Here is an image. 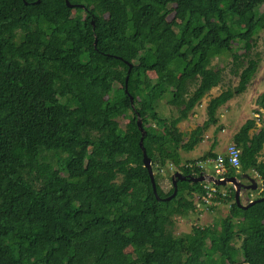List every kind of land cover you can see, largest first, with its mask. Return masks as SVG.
Segmentation results:
<instances>
[{
  "label": "trees",
  "instance_id": "trees-1",
  "mask_svg": "<svg viewBox=\"0 0 264 264\" xmlns=\"http://www.w3.org/2000/svg\"><path fill=\"white\" fill-rule=\"evenodd\" d=\"M68 2L0 0V264H264V121L251 133L257 125L247 119L232 138L240 170L227 176L251 171L261 181L249 200L260 201L247 209L231 188L214 199L230 203L225 217L176 236L175 218L195 211L202 184L178 180L169 201L173 185L163 192L158 184L168 163L196 177L198 164L217 157L215 138L196 160L183 162L180 151L194 150L218 124V109L252 81L264 0ZM224 55L237 85L212 97L205 122L176 139L178 124L221 83L211 63ZM162 101L176 115L162 117Z\"/></svg>",
  "mask_w": 264,
  "mask_h": 264
},
{
  "label": "rangeland",
  "instance_id": "rangeland-1",
  "mask_svg": "<svg viewBox=\"0 0 264 264\" xmlns=\"http://www.w3.org/2000/svg\"><path fill=\"white\" fill-rule=\"evenodd\" d=\"M133 50L130 49L127 54V59H130ZM249 56L256 60H259V67L255 73L252 81L247 86L246 91L240 95L234 96L233 99L228 101L222 107H220L216 113L218 118V124L216 126L209 127L204 133L203 140L200 145L195 147L191 152L180 151V157L184 161L187 160H196L201 155L209 150L205 149L206 144L213 141L215 138L218 143V148L220 152H225L228 145L232 142V136L238 131L241 124L244 123L247 119H254L256 122V128L251 131V133H256L264 121V109L260 108L258 105V100L261 93L264 92V46L262 45L261 39L258 40L256 47L252 49ZM211 67L213 69H222V81L221 83L213 88L208 94L204 96L200 104L194 108L193 112L190 113L186 120H183L178 124V131L176 134V139L186 140L189 133H191L197 126L202 125L207 119L205 114V107L208 101L217 96L223 90L227 88H233L238 83V78L234 76L230 69L232 68V57L230 55H224L220 58H216L212 61ZM150 78H153L154 74L152 72L148 73ZM123 75L121 76V78ZM193 88H191V91ZM157 112L160 113L162 117H170L176 115V109L167 105L162 101L158 108ZM115 123L119 126L120 129L124 130L126 121L124 119H117ZM207 148V147H206ZM260 161H264V147L259 156ZM205 173L209 175H214L213 166L210 163L203 164ZM177 171V168L169 164L159 171L158 184L163 192H168L172 187V184L169 180V177L172 176ZM154 172V171H153ZM155 174V172H154ZM249 176L256 180L257 189L255 191H242L240 195V202L246 204L250 199H254L259 196L261 192V181L251 171H247ZM224 192L230 194L231 187L229 185L220 187ZM230 203H226L222 200L217 201L213 205L214 209L207 210L205 207L201 206L202 210L196 209L193 212H188L183 217H176L173 234L176 236L183 235L188 237L191 234L193 226L199 227H208L216 223L219 219L225 217L229 211ZM240 241L238 240L231 246L238 247ZM125 253L132 258L136 255L131 248H128ZM238 259L241 260V255L238 256Z\"/></svg>",
  "mask_w": 264,
  "mask_h": 264
},
{
  "label": "water",
  "instance_id": "water-1",
  "mask_svg": "<svg viewBox=\"0 0 264 264\" xmlns=\"http://www.w3.org/2000/svg\"><path fill=\"white\" fill-rule=\"evenodd\" d=\"M38 2H39V0H37V3ZM65 3L68 7H71L68 0H65ZM129 67H131V65H129ZM127 79H128V77L125 78V82H127ZM130 104H131V106L133 104V99L131 97H130ZM136 116H137L138 129L141 132V138L139 141V145H140V147L142 149V153H143V166L149 174L153 193L155 194V197L157 199H159V197L157 196V192H156V184H155L154 174H153L152 167H151V162H150V159L148 158V156L145 152V149L143 148V137L145 135V130L142 127V122H141L139 115L136 114ZM241 178H245L248 181V184L245 185V184L241 183L237 176H231V177L217 179V178H214L212 175L204 174V173L200 174L199 176L194 177L191 175L190 176H184L180 172L176 171L172 175V185L174 187L173 193L169 197L165 198L164 200L169 201L170 199H172L173 197L176 196V194H177L176 182L178 180L179 181L187 180V181L192 182V183H202V182L208 181V182H211L213 185L218 186V187H223V186L229 185L234 190L235 203L241 209H247L249 206L254 204L256 201L264 200V198H261L260 200H255V201L251 200L246 204H242L240 202L241 190L255 191L258 186H257L256 180L253 179L248 174H242Z\"/></svg>",
  "mask_w": 264,
  "mask_h": 264
},
{
  "label": "built area",
  "instance_id": "built-area-1",
  "mask_svg": "<svg viewBox=\"0 0 264 264\" xmlns=\"http://www.w3.org/2000/svg\"><path fill=\"white\" fill-rule=\"evenodd\" d=\"M240 150L236 145L231 142L226 148L223 154L217 155L215 159L208 160L206 163H210L213 166L214 178L221 179L228 177L227 174L229 171H234L236 174H239L240 170ZM205 164V163H204ZM198 167L201 168L202 173H204L203 163L198 164ZM202 187L204 194L197 196L198 200L195 203V210H202L200 207L203 206L208 210V207L214 205V199L220 195L221 197H226L227 192H224L220 187L213 185L211 182L205 181L202 182ZM262 190V189H261Z\"/></svg>",
  "mask_w": 264,
  "mask_h": 264
},
{
  "label": "crops",
  "instance_id": "crops-1",
  "mask_svg": "<svg viewBox=\"0 0 264 264\" xmlns=\"http://www.w3.org/2000/svg\"><path fill=\"white\" fill-rule=\"evenodd\" d=\"M242 124H243V123H242ZM242 124H241V125H242ZM232 138H233V136H232ZM213 140H214V139H213ZM215 140H216V139H215ZM202 142H205V140H203ZM202 142H201V143H202ZM201 143H200V144H201ZM200 144H199V145H200ZM211 144H212V142H211ZM211 144H210V143H209L208 145L206 144L205 149H208V146H209V145H210V146H209V149H210ZM196 147H197V146H196ZM206 147H207V148H206ZM194 149H195V148H194ZM218 150H219V148H218V143H217V145H216V147L214 148L213 152L216 153V155L223 154V152H220V151H218ZM192 151H193V150H192ZM190 152H191V151H190ZM201 156H202V155H201ZM204 174H207V173L204 172Z\"/></svg>",
  "mask_w": 264,
  "mask_h": 264
},
{
  "label": "flooded vegetation",
  "instance_id": "flooded-vegetation-1",
  "mask_svg": "<svg viewBox=\"0 0 264 264\" xmlns=\"http://www.w3.org/2000/svg\"><path fill=\"white\" fill-rule=\"evenodd\" d=\"M239 178V181L241 182V183H243V184H245V185H247L248 184V181L245 179V178H241V175L238 177ZM231 187V186H230ZM242 191H247V190H241V192Z\"/></svg>",
  "mask_w": 264,
  "mask_h": 264
}]
</instances>
